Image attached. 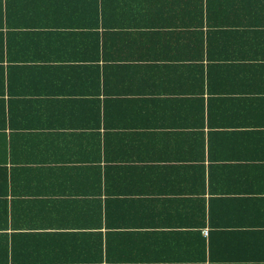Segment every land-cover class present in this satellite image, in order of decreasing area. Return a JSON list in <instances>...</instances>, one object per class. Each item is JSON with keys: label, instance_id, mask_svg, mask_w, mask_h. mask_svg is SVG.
<instances>
[{"label": "crops", "instance_id": "obj_1", "mask_svg": "<svg viewBox=\"0 0 264 264\" xmlns=\"http://www.w3.org/2000/svg\"><path fill=\"white\" fill-rule=\"evenodd\" d=\"M200 236L264 264V0H0V264Z\"/></svg>", "mask_w": 264, "mask_h": 264}, {"label": "trees", "instance_id": "obj_2", "mask_svg": "<svg viewBox=\"0 0 264 264\" xmlns=\"http://www.w3.org/2000/svg\"><path fill=\"white\" fill-rule=\"evenodd\" d=\"M199 243H200V246H202V253L200 257H198L197 260H195V262H192V264L219 263V260L216 257H214L212 250L210 252V239H207L204 236H200Z\"/></svg>", "mask_w": 264, "mask_h": 264}, {"label": "built area", "instance_id": "obj_3", "mask_svg": "<svg viewBox=\"0 0 264 264\" xmlns=\"http://www.w3.org/2000/svg\"><path fill=\"white\" fill-rule=\"evenodd\" d=\"M208 233V231H205V234H207Z\"/></svg>", "mask_w": 264, "mask_h": 264}]
</instances>
